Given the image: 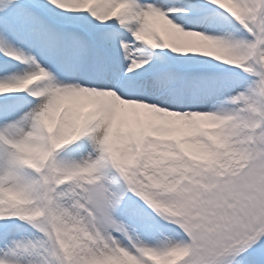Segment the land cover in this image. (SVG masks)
<instances>
[{
    "label": "snow or ice",
    "instance_id": "obj_1",
    "mask_svg": "<svg viewBox=\"0 0 264 264\" xmlns=\"http://www.w3.org/2000/svg\"><path fill=\"white\" fill-rule=\"evenodd\" d=\"M0 264H264V0H0Z\"/></svg>",
    "mask_w": 264,
    "mask_h": 264
}]
</instances>
